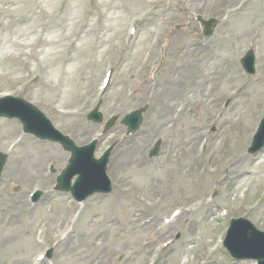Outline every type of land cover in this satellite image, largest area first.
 Listing matches in <instances>:
<instances>
[{"label":"rangeland","instance_id":"1","mask_svg":"<svg viewBox=\"0 0 264 264\" xmlns=\"http://www.w3.org/2000/svg\"><path fill=\"white\" fill-rule=\"evenodd\" d=\"M198 15L219 19L212 36ZM4 94L79 145L100 137L96 156L116 146L113 191L76 202L54 190L70 154L0 117V264H257L222 240L232 218L264 230V149L248 153L264 116V0H0ZM99 99L106 119L150 108L136 134L120 121L102 134L87 120Z\"/></svg>","mask_w":264,"mask_h":264},{"label":"water","instance_id":"2","mask_svg":"<svg viewBox=\"0 0 264 264\" xmlns=\"http://www.w3.org/2000/svg\"><path fill=\"white\" fill-rule=\"evenodd\" d=\"M200 20L206 25L205 34H212V27L217 20ZM245 71L256 72V55L254 50H249L241 60ZM147 106L132 112L123 119V123L129 126L128 133L135 132L142 123L143 112ZM0 116L18 118L23 124V129L41 139H49L59 142L63 147L71 151L72 156L69 165L59 177L58 189L71 190L78 200H84L97 192H109L111 183L107 178L106 169L109 161L110 151L108 150L100 159L94 157V150L97 142L90 145L77 146L75 141L63 134L52 123V121L32 102L17 96H5L0 98ZM103 114L99 111V105L90 113L89 119L95 122L103 121ZM117 116L111 118L106 129L113 126ZM160 142L151 151V156L159 153ZM264 147V117L260 122L258 130L254 135L252 146L249 152L256 153ZM7 161V154L0 151V177ZM79 177L74 186L71 179L75 174ZM228 237V247L236 257L258 258L260 264H264V232L257 230L249 220H234ZM51 256V253L49 254Z\"/></svg>","mask_w":264,"mask_h":264}]
</instances>
